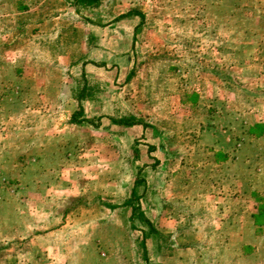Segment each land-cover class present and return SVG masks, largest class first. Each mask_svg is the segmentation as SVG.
I'll return each instance as SVG.
<instances>
[{"label": "rangeland", "instance_id": "374dc122", "mask_svg": "<svg viewBox=\"0 0 264 264\" xmlns=\"http://www.w3.org/2000/svg\"><path fill=\"white\" fill-rule=\"evenodd\" d=\"M0 264H264V0H0Z\"/></svg>", "mask_w": 264, "mask_h": 264}, {"label": "trees", "instance_id": "16d2710c", "mask_svg": "<svg viewBox=\"0 0 264 264\" xmlns=\"http://www.w3.org/2000/svg\"><path fill=\"white\" fill-rule=\"evenodd\" d=\"M94 1H96V0H74V5L76 7L78 4H81V3L82 4L83 3L91 4ZM130 14L131 13L125 14V15L121 16V18L126 17L127 15H130ZM81 77L83 80V85H82V88L76 97L77 108H76V111L71 115V122L73 124L78 125V126H80L83 123L90 124V120L87 119L83 114V107H82V102L85 101L86 99H88V97H89L88 94H86V92H85L86 90L88 91V86H87L86 76L83 72L81 73ZM111 123L115 124L117 126H123V127H131V126L138 124L132 117H130V118L122 117V118H119L118 120H111ZM98 126L99 125H96V127H98ZM141 186H144V188H145L144 182L142 180L137 179V177H135L134 181H133V185H132V190H131V197L132 198H131V200H128L123 204L124 206L129 207V214L130 215H129L128 219L130 221V224H131V221H133V219H135L137 217L142 218L144 220V222H146V219L143 218V213L141 212L140 208L137 207L141 203V199H142L141 194L138 193V188ZM144 188H143V191H144ZM134 203H136V205H137L136 207H135ZM141 242H142L141 247H142L143 252H144L146 250L145 249V240H142ZM143 260L147 261L145 256L143 257Z\"/></svg>", "mask_w": 264, "mask_h": 264}, {"label": "crops", "instance_id": "0c3cea01", "mask_svg": "<svg viewBox=\"0 0 264 264\" xmlns=\"http://www.w3.org/2000/svg\"><path fill=\"white\" fill-rule=\"evenodd\" d=\"M135 16L133 17V16H130V15H127L126 17H123V18H121L120 17V19H118V22H120V23H125V22H128V21H132V22H134L135 21ZM123 25H125V24H123ZM136 26H133L132 27V33L131 32H127L126 34H129L130 36H131V42H133L134 40V37H135V28ZM125 33H123V35H124ZM84 71H85V69H84ZM84 71H82L83 73H84ZM75 101H76V98H75ZM89 102V100L88 99H86L85 101H83L82 102V107H83V105L85 104V103H88ZM76 104H77V101H76ZM77 106V105H76ZM83 114L85 115V110H84V108H83ZM117 125H115V124H112V126H110V127H112V128H115ZM134 126H136L137 127V125H134ZM118 127H122V128H124L123 126H118ZM131 127H133V126H131ZM131 127H127V128H131ZM111 128V129H112ZM59 193V192H58ZM131 194V191L129 192V195ZM31 196H33V197H35V194H30ZM51 195H55V194H51V192H48V191H44L39 197H42V198H46V197H49V196H51ZM69 197L71 196V197H73V196H75V195H73L72 196V194H70V195H68ZM83 197H87V195L85 196L84 194H83ZM92 198L94 197L95 199L96 198H98V197H102V196H100V194H95L94 196H91ZM108 198H107V201L109 200L110 201V205L109 206H107L106 205V207H109V208H111V210L113 211L115 208V198L114 197H110V196H107ZM129 197V196H128ZM102 198H100V200H101ZM129 199V198H128ZM128 199H126V200H124V203L126 202V201H128ZM44 200V199H43ZM98 201V200H97ZM100 227V226H99ZM96 229H98V228H96ZM88 245V244H87ZM72 253H74V252H72Z\"/></svg>", "mask_w": 264, "mask_h": 264}]
</instances>
